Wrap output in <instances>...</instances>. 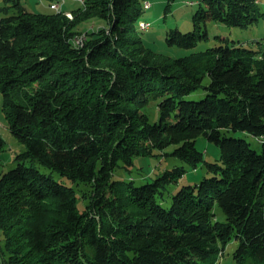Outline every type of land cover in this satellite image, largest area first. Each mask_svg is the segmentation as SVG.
Wrapping results in <instances>:
<instances>
[{
  "label": "trees",
  "instance_id": "16d2710c",
  "mask_svg": "<svg viewBox=\"0 0 264 264\" xmlns=\"http://www.w3.org/2000/svg\"><path fill=\"white\" fill-rule=\"evenodd\" d=\"M46 1L48 13L22 0L0 8L3 111L25 147L0 176L4 262L217 264L235 240L236 264H264V52L217 37L218 45L176 58L143 43V0H84L69 12L65 0ZM262 4L199 0L194 30H169L167 45L208 44L210 22L250 29L264 18ZM85 22L98 25L79 31ZM200 88L204 99H185ZM155 101L159 121L151 123L145 110ZM226 131L260 140L261 151ZM201 136L220 147L215 162L198 150ZM6 146L0 136V160ZM170 146L183 166L142 186L114 179L135 157ZM201 164L210 176L164 207Z\"/></svg>",
  "mask_w": 264,
  "mask_h": 264
},
{
  "label": "rangeland",
  "instance_id": "374dc122",
  "mask_svg": "<svg viewBox=\"0 0 264 264\" xmlns=\"http://www.w3.org/2000/svg\"><path fill=\"white\" fill-rule=\"evenodd\" d=\"M73 7L81 6L79 2L69 0ZM149 2L150 8L142 10V14L138 19L139 22H148L151 28L148 31L141 32V39L143 43L162 54H167L172 57H184L192 53L204 51L209 47L218 45V39L229 38L237 45H244L248 49L264 52V18L250 29H241L237 27H228L221 23L210 22L208 29L210 35V42L201 44L194 50H183L179 48H171L167 45V33L171 29H178L183 33H188L194 30L193 17L199 9V0H174L169 4V0H143ZM24 7L33 13H48L51 12L48 1L46 0H22ZM4 0H0V8L4 7ZM169 6V7H168ZM169 8V9H167ZM261 10L264 13V4L261 5ZM94 22L83 23L78 30H90ZM210 78L206 77L203 86L210 84ZM207 92L204 88H200L185 99L189 101H198L204 99ZM150 118L151 123L159 121V106L158 101L152 102L145 110ZM227 137H236L247 140L252 146L261 151L260 140H257L250 135L243 132L226 131L224 133ZM0 136L6 141V151L2 154L0 160V176L4 172H8L16 168L17 163L14 161L17 154L22 153L25 147L19 143L10 133L3 111V96L0 93ZM197 148L204 154V158L208 162H215L220 155V147L210 142L207 137L201 136L197 140ZM175 149V146H170L163 151H156L151 157H135L134 165L130 168V172L125 169H119L115 172L114 179L116 180H133L136 186H142L153 182L165 170H171L177 166H183L184 163L168 155ZM43 172L48 170L41 168ZM205 164H201L196 170L188 169L186 174L181 178L179 183L172 187L171 193L166 195L165 200L161 201L164 207L171 205L172 197L184 186L195 185L201 182L205 177H209ZM214 212L217 214L219 221L226 222V216L218 206L215 207ZM237 242L233 240L225 249L224 256L220 258L217 264H236L234 260V252L237 248ZM5 250V241L0 232V264H7L4 262L2 251ZM8 259V254H6Z\"/></svg>",
  "mask_w": 264,
  "mask_h": 264
},
{
  "label": "built area",
  "instance_id": "2783aa9c",
  "mask_svg": "<svg viewBox=\"0 0 264 264\" xmlns=\"http://www.w3.org/2000/svg\"><path fill=\"white\" fill-rule=\"evenodd\" d=\"M76 2H79L80 4H84V0H74ZM147 10L150 8V3L149 2H145ZM52 9L56 10V11H61L62 10V4L61 3H56L54 5L51 6ZM151 28V24L148 22H140L139 23V30L140 31H148ZM76 38H79V43L82 45L85 41V35H81V36H77Z\"/></svg>",
  "mask_w": 264,
  "mask_h": 264
},
{
  "label": "crops",
  "instance_id": "0c3cea01",
  "mask_svg": "<svg viewBox=\"0 0 264 264\" xmlns=\"http://www.w3.org/2000/svg\"><path fill=\"white\" fill-rule=\"evenodd\" d=\"M73 4L69 0H65V3L63 5V9L67 12L71 11L73 9Z\"/></svg>",
  "mask_w": 264,
  "mask_h": 264
},
{
  "label": "bare ground",
  "instance_id": "6f19581e",
  "mask_svg": "<svg viewBox=\"0 0 264 264\" xmlns=\"http://www.w3.org/2000/svg\"><path fill=\"white\" fill-rule=\"evenodd\" d=\"M143 6H144V8H145V9H147V7H146V4H145V3L143 4ZM68 16H69L70 18H72V14H71V13H68Z\"/></svg>",
  "mask_w": 264,
  "mask_h": 264
}]
</instances>
